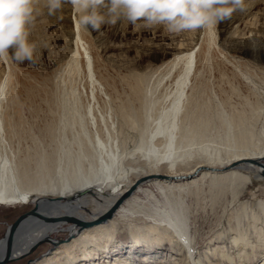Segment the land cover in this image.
I'll use <instances>...</instances> for the list:
<instances>
[{
  "label": "bare ground",
  "instance_id": "1",
  "mask_svg": "<svg viewBox=\"0 0 264 264\" xmlns=\"http://www.w3.org/2000/svg\"><path fill=\"white\" fill-rule=\"evenodd\" d=\"M251 2L243 12L244 16L251 15L252 8L258 4V1ZM70 12L73 14L72 18ZM260 16L256 14L255 17L258 20ZM225 22L227 21L223 23ZM61 25L64 34L61 53L49 54L45 58V64L55 66L54 75L62 83L58 87L63 96L53 101L50 107L47 103L50 114L37 126V133L33 135L35 142L26 147L13 145L16 122L13 114L8 112L9 103L14 102L8 95V86L11 68L16 62L11 59L0 61V203H33L36 197L46 196L47 193L68 197L77 191L90 190L88 192H92L97 198H105L104 209L91 212L99 215L139 178L152 174L187 175L201 165L219 167L240 159L264 157V147L253 142V111L233 108L227 112L220 108L211 112V97L206 94L207 82L200 63L198 36L187 37L183 42L179 41L182 38L180 36L187 33L174 36L167 33L158 35L151 31L153 35L146 50L135 51L131 60L116 62L125 71L122 76L125 88L123 96L118 95L119 93L115 97L107 96V101L100 107L96 96L99 97L104 87L96 76V61L92 53V43L97 37L89 39L90 35L79 26L70 7ZM214 30L209 29V32L216 39ZM90 32L94 30L89 28L88 33ZM245 40L248 42L253 39L248 37ZM11 51L10 49V54ZM101 52L104 55L106 51ZM256 54L252 53L253 59H264V53L261 59ZM79 86L83 91L85 86L90 90L91 97L85 105L78 96ZM45 138L48 140L46 145L43 144ZM129 143L133 146L130 150L127 149ZM161 151L163 154H160ZM196 157H200L201 162L186 168L190 159ZM243 167L250 168L254 177L259 176L258 167L246 161L238 163L235 169L224 172L203 170L187 179L153 177L146 182L153 180L167 198L173 190L179 194L210 175L220 185L249 180L247 174L236 170ZM144 191L153 195L147 188ZM86 202L83 196L75 202L44 200L39 204V212L43 215L72 213L86 219V213L79 208ZM258 203L264 208L263 201ZM243 206L245 205L242 204ZM162 213L163 210H155V214ZM116 227L113 214L104 223L84 228L69 241L55 247V250L36 264H99L98 260L94 261L99 257H96L99 255L98 250L105 251L108 248L110 240L116 234ZM167 227L171 229V224H167ZM66 228L67 225L60 221L38 223L35 219H27L16 232V249L23 251L36 238L46 237ZM171 230L188 262L203 264L192 255L187 222L184 221ZM127 231L135 235V246L139 243L148 245L154 238L159 241L163 234L169 233L167 228L161 227L159 230L150 225L140 228L131 226ZM154 232L157 234L154 235ZM246 238L247 236L242 235L234 236L232 241L238 244L241 239L246 242ZM132 246L133 243L130 244ZM121 247L116 249L119 251ZM242 249L243 247H239L237 252ZM1 250L3 252V247ZM227 257L231 260L230 256ZM121 261L127 262L118 257L114 258L113 263L111 259L106 260L111 264H120Z\"/></svg>",
  "mask_w": 264,
  "mask_h": 264
},
{
  "label": "rangeland",
  "instance_id": "2",
  "mask_svg": "<svg viewBox=\"0 0 264 264\" xmlns=\"http://www.w3.org/2000/svg\"><path fill=\"white\" fill-rule=\"evenodd\" d=\"M251 1L248 0V5L252 3ZM254 1H258V4L252 8L251 15L244 16L243 12L237 11L231 20L218 24L214 30L216 39L212 38L209 30L203 32L198 30L197 33L186 32L187 35L180 36L182 38L179 41L184 42L185 38L193 35L199 37L200 63L207 82L206 94L211 97L209 103L211 112L214 113L220 108H224L227 112L233 108L253 111L255 133L253 142L259 147H264V59L260 58L264 53V0ZM68 11L69 7L64 10L65 14ZM255 13L261 15V18L257 20ZM69 14L73 16L71 12ZM47 19L40 23L35 33L38 44H47V49L43 50V59L35 64L25 60L22 63H16L11 68L8 95L14 102L9 103L8 112L13 114V120L16 122V134L12 140L15 147L17 145L26 147L31 145V142H35L33 135L37 133V126H40L45 116L50 114L48 106L50 107L53 101L63 96L61 88L59 89L62 83L54 75L55 66L45 64V58L49 54L61 53L64 38L61 25L63 20H57L55 17H47ZM151 31L158 35L166 33L163 27L134 32L131 24L124 27L121 22L111 27L103 25L99 32L88 33L87 31L86 34L90 35H87L89 39L97 37V40L92 43V53L96 61V76L104 87L99 97L96 96L100 107L107 101V96L115 97L118 93L123 96L125 88L122 76L125 71L116 62L131 60L135 56V51L146 50L153 35ZM248 37L253 40L245 42ZM101 50L106 51L104 55H101ZM254 52L261 59L260 61L252 58ZM85 87L87 89L85 88L84 91L81 86L78 89L79 99L84 105L91 97L89 87ZM83 110H85L84 107ZM43 142L46 145L47 138L43 139ZM128 145V150L133 148L131 143ZM194 146L198 147V145ZM160 154L163 152L161 151ZM201 160L200 157L190 159L186 168ZM236 170L247 174L249 180L220 185L216 178L210 175L205 178L206 180L197 182L179 194L173 190L167 198L156 187L153 180L139 184L114 212L117 225L116 234L114 233L105 251L98 250L99 255L96 257H99L94 261L98 260L99 264H111L114 258L118 257L119 260H127V262L121 261L120 264L128 262L129 264H190L184 252L179 249L176 237L172 234L174 232L171 230L186 221L192 255L194 259H198L203 264H217V262L218 264H264V208L258 203L259 201L264 203V178L260 175L254 177L253 171L248 167L236 168ZM145 188L152 191L153 195L145 192ZM55 195L47 193L46 196ZM83 199L87 200L85 206L92 213L105 207L103 196L97 198L93 194L86 193ZM95 200L99 202V205ZM242 204L248 208L242 207ZM32 206V202L26 204L0 203V208L19 211L28 210ZM156 209L163 210V213L155 214ZM80 211L86 213L82 209ZM15 215L8 220L9 223ZM86 216L89 215L86 213ZM167 224H171V229H168ZM148 225L157 227L159 230L161 227L167 228L169 233L168 235L163 234L166 237L162 235L160 242L154 238L148 245L139 243L140 246L139 244L135 246L136 237L127 231L128 227L140 228ZM153 234L156 235L157 232ZM239 235L247 236V241L244 242L241 239L238 244H235L232 237ZM60 236L64 237L66 233ZM132 243L133 246L130 247ZM118 246H122L119 251L116 249ZM47 247L48 245L44 243L36 248L34 257H39L47 250ZM239 247L245 250L237 252ZM110 259L111 263L106 262ZM103 260H105L104 263H102ZM24 262L23 258L22 264Z\"/></svg>",
  "mask_w": 264,
  "mask_h": 264
},
{
  "label": "clouds",
  "instance_id": "3",
  "mask_svg": "<svg viewBox=\"0 0 264 264\" xmlns=\"http://www.w3.org/2000/svg\"><path fill=\"white\" fill-rule=\"evenodd\" d=\"M67 7L88 32L121 22L131 24L134 32L163 27L178 36L217 28L235 12L246 11L248 0H0V61L42 60L47 44H38L35 33L47 17L63 20Z\"/></svg>",
  "mask_w": 264,
  "mask_h": 264
},
{
  "label": "water",
  "instance_id": "4",
  "mask_svg": "<svg viewBox=\"0 0 264 264\" xmlns=\"http://www.w3.org/2000/svg\"><path fill=\"white\" fill-rule=\"evenodd\" d=\"M246 161H249L255 166H257L260 177L264 178V157L263 158L260 157V158L240 159L237 161H233L229 163L228 165H222L219 167L201 165V166L196 167L193 173H190L187 175L170 176V175L152 174L147 177H142L136 180L125 193L118 196L115 199V201L112 204H110V206L105 211H103V213L99 215L92 214L91 210H89L85 205H80L79 208L84 210L89 215V216H86V219L84 218L82 219L72 213H65V214L63 213V214H58V215H43L39 212V204L41 201H44V200L45 201H56V202H61V201L75 202L79 200V198L84 196V194L86 193L93 194L92 192H88L90 190L77 191L76 193L68 197H65L64 195H61V194L60 195L53 194L55 196L36 197V199L33 201V206L30 209L23 212L22 214H20L13 222L8 224L4 235L0 238V264H4V263H7L13 260L23 258L31 254L37 248L39 244L43 242H49L51 246L44 253H42L39 257L28 259L26 264L35 263L36 261L43 258L44 256H47L58 245L69 241L71 238H73L77 233H79L84 228H88L95 224L104 223L107 220V218L111 217L114 214V212L118 209L121 203L127 197H129V195L132 193V191L138 184H142L150 178L154 177V178H159V179L161 178L163 179H183V178H189L201 170H208L210 172H224V171H228L229 169L236 167L238 163L246 162ZM27 219H35L38 223L39 222L51 223V222L60 221L67 225V228L64 229L65 231H67L66 236L61 237V238H54V237H51L50 235L48 236L46 235V237L36 238L31 244H29V246L25 250L20 251L16 249L17 245L15 246V236H16V232L19 230L21 226H23V223ZM2 247L4 249L3 252L1 250Z\"/></svg>",
  "mask_w": 264,
  "mask_h": 264
},
{
  "label": "flooded vegetation",
  "instance_id": "5",
  "mask_svg": "<svg viewBox=\"0 0 264 264\" xmlns=\"http://www.w3.org/2000/svg\"><path fill=\"white\" fill-rule=\"evenodd\" d=\"M27 209H25V210H15V209H9V210H7L6 211V214H5V216L7 217V220H9V219H12V217H13V215H15L14 216V219L12 220V222L20 215V214H22L23 212H25ZM8 224H10L9 222H8ZM7 224V225H8ZM7 228V227H6ZM65 233H67V231L65 232V230H63V231H61L60 232V230L59 231H54V232H52L51 234H50V236L51 237H54V238H61V236L60 235H64ZM54 234V236H52ZM44 243H46L47 245H48V247H47V249L51 246V244L49 243V242H43V243H41V244H39L38 246H37V248L40 246V245H42V244H44ZM36 250V249H35ZM35 250L31 253V254H29V255H27V256H25V257H23L24 259H25V262H24V264H26L27 263V261H28V259H32V258H35L34 256V252H35ZM23 258H20V259H17V260H13V261H10V262H7V263H4V264H22V259Z\"/></svg>",
  "mask_w": 264,
  "mask_h": 264
},
{
  "label": "crops",
  "instance_id": "6",
  "mask_svg": "<svg viewBox=\"0 0 264 264\" xmlns=\"http://www.w3.org/2000/svg\"><path fill=\"white\" fill-rule=\"evenodd\" d=\"M7 210L9 209L0 208V238L4 235L8 224L7 217L5 216Z\"/></svg>",
  "mask_w": 264,
  "mask_h": 264
},
{
  "label": "snow or ice",
  "instance_id": "7",
  "mask_svg": "<svg viewBox=\"0 0 264 264\" xmlns=\"http://www.w3.org/2000/svg\"><path fill=\"white\" fill-rule=\"evenodd\" d=\"M184 242L187 243V240H185Z\"/></svg>",
  "mask_w": 264,
  "mask_h": 264
}]
</instances>
